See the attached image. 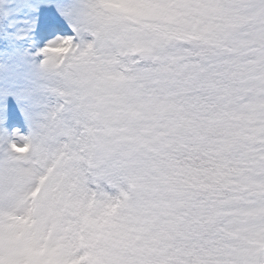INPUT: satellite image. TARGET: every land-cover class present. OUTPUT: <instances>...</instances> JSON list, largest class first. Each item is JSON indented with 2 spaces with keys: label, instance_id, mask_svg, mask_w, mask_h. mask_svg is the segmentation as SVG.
I'll return each mask as SVG.
<instances>
[{
  "label": "clouds",
  "instance_id": "obj_1",
  "mask_svg": "<svg viewBox=\"0 0 264 264\" xmlns=\"http://www.w3.org/2000/svg\"><path fill=\"white\" fill-rule=\"evenodd\" d=\"M136 2L102 0L98 15ZM163 7L162 19L146 22L160 25V38L148 41L150 57L138 58L150 61L142 65L148 79L121 80L105 60L81 53L77 62L73 50H53L69 58L62 83L70 95L91 96L101 114L107 98H118L124 116L116 127L151 134L122 149L130 163L102 184L72 180L55 142L13 149L33 206L26 227L70 201L90 205L95 221L72 216L77 226L46 235L45 259H58L81 238H107L170 264H204L223 259L218 247H238L249 232H264V213L245 211L264 209V0H163ZM79 115L90 118L87 109ZM96 123L103 124L102 115Z\"/></svg>",
  "mask_w": 264,
  "mask_h": 264
},
{
  "label": "snow or ice",
  "instance_id": "obj_2",
  "mask_svg": "<svg viewBox=\"0 0 264 264\" xmlns=\"http://www.w3.org/2000/svg\"><path fill=\"white\" fill-rule=\"evenodd\" d=\"M101 3L27 0L12 6L3 22L5 39L13 44L19 40L30 43L31 54L19 71L0 79V264H170L168 258L144 249L121 248L107 238L103 243L81 238L80 243L65 246L58 259L43 258L48 245L41 241L53 232L77 226L79 221L72 216L95 223L90 205L82 201H70L66 209L50 206L33 226H25V214L33 206L23 189L26 170L18 166L13 152L20 151L21 142L59 144L61 157L67 158L65 167L72 171L70 178L90 185L93 180L98 184L111 181L122 163H130L122 157V149L141 144L151 134L147 128L116 127L124 116L118 98H107L104 103L108 108L101 114L91 96L70 95L63 86L69 58L54 57V49L73 50L76 55L71 59L77 62L81 53L90 62L105 60L121 80L149 78L148 69L142 65L150 61L138 58L150 57L153 49L147 46L148 41L160 38V25L146 22L166 15L163 0H137L134 7L110 17L98 15ZM65 20L71 26L70 33ZM84 109L89 111V119H81L79 113ZM99 115L103 116L102 125L96 123ZM112 207L115 211L116 206ZM245 211L249 215L264 213V209ZM196 212L193 206L188 215ZM217 252L223 259L204 264H264V232L251 231L240 246L218 247Z\"/></svg>",
  "mask_w": 264,
  "mask_h": 264
},
{
  "label": "trees",
  "instance_id": "obj_3",
  "mask_svg": "<svg viewBox=\"0 0 264 264\" xmlns=\"http://www.w3.org/2000/svg\"><path fill=\"white\" fill-rule=\"evenodd\" d=\"M26 2L27 0H0V51L9 53L13 61L18 59L21 64L24 62V53L21 50L19 41L13 44L11 41L5 39L2 28L4 20L9 15V9L16 4H23Z\"/></svg>",
  "mask_w": 264,
  "mask_h": 264
},
{
  "label": "rangeland",
  "instance_id": "obj_4",
  "mask_svg": "<svg viewBox=\"0 0 264 264\" xmlns=\"http://www.w3.org/2000/svg\"><path fill=\"white\" fill-rule=\"evenodd\" d=\"M64 26L67 29V31L70 33L71 26L69 25L68 21L66 20L64 21ZM19 43H20L21 50L24 53L23 63H26L30 59L31 44L30 43L25 44L22 40H19ZM22 64L20 63L18 59L13 61L9 53L0 51V79H7L10 74L19 71ZM18 111H19V108H18ZM20 115H21V119L23 120V112H21ZM25 125H26V121H25Z\"/></svg>",
  "mask_w": 264,
  "mask_h": 264
}]
</instances>
